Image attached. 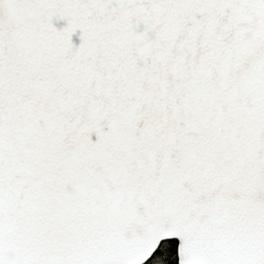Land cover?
<instances>
[{"label":"snow or ice","instance_id":"1","mask_svg":"<svg viewBox=\"0 0 264 264\" xmlns=\"http://www.w3.org/2000/svg\"><path fill=\"white\" fill-rule=\"evenodd\" d=\"M0 264H264V0H0Z\"/></svg>","mask_w":264,"mask_h":264}]
</instances>
